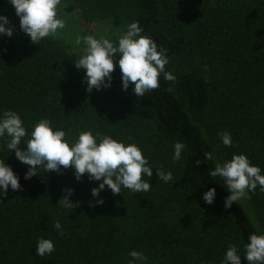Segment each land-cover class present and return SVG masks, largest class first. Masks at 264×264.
<instances>
[{"label": "trees", "instance_id": "1", "mask_svg": "<svg viewBox=\"0 0 264 264\" xmlns=\"http://www.w3.org/2000/svg\"><path fill=\"white\" fill-rule=\"evenodd\" d=\"M82 1L93 9L112 10L119 22L122 18L129 23L138 21L143 29L141 34L155 40L158 49H165L169 58L165 70L175 79L165 80L161 73L158 88L145 92L143 97H136L131 85L127 91L122 90L121 73L117 67L112 73L111 87L88 91L84 70L75 66L79 57L65 47L46 39L39 44L29 39L24 48L15 49L10 40L0 38V111L11 109L17 112L30 133L41 118L57 125L62 115L74 108L77 97L81 98L78 102L90 100L101 113L108 114L106 110L110 109V116L121 125V133L114 130L112 136L136 143L149 166L153 167L150 178L142 177L150 180L151 189L145 193H133L130 189L124 192L122 187L121 193L114 195L109 188H104L98 197H93L91 189L94 186L78 184L71 167L62 168L59 173H46L39 168L37 175L25 179L29 166L16 158L15 150L9 153L6 147L8 137L5 136L0 138V157L19 176L21 187L17 190L9 187L6 195L0 192V210L9 205L22 209L47 206L70 186L80 205L93 204L98 209L107 210L111 207L113 214V206L119 203L118 197L128 195L124 200L125 209L135 214L134 222L143 220L144 212L146 216L154 214L156 217L166 206L178 207L191 218L192 231L202 228L206 235L200 241L204 245L209 240L206 250L211 256L223 260L230 243L238 245L243 256L249 234L262 230L242 199L225 207V198L230 192L222 177L209 175V170L214 169L219 161L215 144L200 120L209 113L218 92L222 91V76L227 77L225 74L221 76L214 66L221 61L235 66L240 83L236 85L237 76L230 80L241 96L238 101L231 97V90L228 92L231 98L223 99L218 105L219 112H224L227 119L219 117L213 127H217L219 134L228 131L239 138L241 128L235 123L242 115L249 122L247 118L250 117L245 112L250 104H256L253 124L264 132V0ZM255 94L257 100H250ZM231 103L235 108L237 106V116L228 112ZM224 122H230V125L224 128ZM177 141L185 144L178 161L173 159V145ZM206 153L211 154V159L207 160ZM161 167L172 172V181L165 183L158 179L156 168ZM211 187L216 189V196L214 202L208 204L203 193ZM101 197L104 200L102 205L96 203ZM159 198L164 205L160 209L155 207ZM183 226L187 229L189 224ZM127 227L129 238V224ZM116 229L115 234H119L120 229ZM160 256L169 258L171 253L164 252ZM110 262L115 263V258H110ZM28 264H61V260L46 255ZM241 264L249 262L241 257Z\"/></svg>", "mask_w": 264, "mask_h": 264}, {"label": "rangeland", "instance_id": "2", "mask_svg": "<svg viewBox=\"0 0 264 264\" xmlns=\"http://www.w3.org/2000/svg\"><path fill=\"white\" fill-rule=\"evenodd\" d=\"M111 11L106 8L93 9L86 6L82 0H61L58 15L66 20V27L56 36L44 39L65 47L69 53L79 57L82 45L75 44L77 35H105L115 41L127 30V25L130 24L127 19L122 18L119 22ZM0 14L6 15L14 25L10 37L0 35V38L10 40L15 49L24 48L30 37L21 30L19 17L10 0H0ZM214 66L218 72H221L220 75L225 74L227 77L221 75L222 91L218 92L216 102L200 122L215 144L217 159L222 163L231 159L234 153H244L252 164L260 166L261 174H264V132L261 127L253 124L256 118V104H250L249 110L245 112L250 117L247 118L249 122H246V117L241 114L243 117L235 123L241 128L239 138H235L234 133L231 134L235 145L225 146L217 127H213L219 117L227 119L224 117V112L222 114L221 111L219 112L220 101L231 97L239 101L241 96L235 91L236 85L240 83V75L235 66L221 61L216 65L214 63ZM236 76L238 79L234 85L230 78ZM230 90L231 97L228 96ZM256 98L257 94L250 100L255 101ZM79 99L81 98H76L74 108L69 113H64L58 120L59 123L55 125L66 131L68 139H75L78 132L88 129L93 133L99 131L111 136L114 130L121 133V125L110 116V109L106 110L108 114L101 113L98 106L90 100L83 99L78 102ZM237 102L235 104L238 106ZM237 106L235 108L232 103L228 106V112L233 114V117L238 115ZM205 118H208L207 121ZM226 125H230V122H224V128ZM114 138L125 141L119 137ZM0 160L3 159L0 157ZM81 183L86 184L87 187H96L99 181L90 180L85 173L78 181V184ZM65 190L52 204L38 209H22L9 205L0 210V264H28L39 257L36 255V242L39 237L53 240L55 250L49 255L59 258L61 264H128L130 259L128 253L133 249L147 256L146 264H221L222 259L207 252L209 240L207 239L204 245L201 244L200 238L206 235L202 228L198 227L196 231H192L191 218L178 207L166 206L156 217H153L154 214L146 216L144 212L143 220L134 222L135 214L125 209L124 200L128 195L118 197L119 203L113 206L112 214L111 207L107 210L98 209L93 204L86 207L80 205L77 203L79 198L74 193L69 197L74 204L73 207L62 206L57 202L67 194ZM127 190L125 188L124 192ZM242 200L256 225L264 232V191H261L257 185L256 190L249 192L248 197ZM155 204L158 209L164 207L160 198ZM56 220L61 222L63 234L55 229ZM128 224L131 229L129 238ZM184 224H189L187 229L184 228ZM116 227L120 229L119 234H115ZM117 238H120L118 242H116ZM164 252L171 253V256L169 258L160 256ZM110 258H115L116 262H110Z\"/></svg>", "mask_w": 264, "mask_h": 264}, {"label": "clouds", "instance_id": "3", "mask_svg": "<svg viewBox=\"0 0 264 264\" xmlns=\"http://www.w3.org/2000/svg\"><path fill=\"white\" fill-rule=\"evenodd\" d=\"M10 3L19 17L21 30L30 37L32 43L39 44L46 37H54L66 27V20L58 15L61 0H10ZM13 31L14 25L9 18L0 14V35L10 37ZM142 32L139 22L133 21L115 41L105 35H77L75 44L82 45V48L75 66L84 70L88 91L111 87L112 73L117 67L121 73L122 90L127 91L131 85L136 97H143L145 92L158 88L161 73L165 80L175 79L171 72L165 70L169 62L165 49H158L156 41L142 35ZM219 135L225 146H231L232 139L228 131ZM5 136L8 137L6 147L9 153L15 150L16 158L29 166L24 174L25 179L37 175L39 168H43L46 173H59L62 168L71 167L77 180L87 173L90 180L99 181L98 186L91 189L93 197H98L105 186L114 195L121 193L122 187L133 193H145L151 189L150 180L142 177L150 178L153 167L149 166L141 148L134 142L127 143L99 131L93 133L91 129L78 132L75 139L70 140L63 128L56 127L47 118L39 119L29 133L21 116L11 109L0 111V138ZM173 147V159L178 161L185 144L177 141ZM205 156L207 160L211 159L210 153ZM156 169L158 179L165 183L173 180L170 170L165 171L162 167ZM261 173L260 166L252 164L244 153H234L231 159L217 162L214 169L209 170L211 177H222L227 185L230 194L225 198V207L247 198L257 185L264 191V174ZM9 187L12 190L19 189L20 178L3 159L0 160V192L6 195ZM65 191L67 194L57 203L71 208L74 204L69 197L73 190L69 188ZM215 196L214 187L203 193V199L208 204L214 202ZM96 203L102 205L103 198ZM54 227L63 234L59 220L54 222ZM54 250L53 240L44 237L37 239L36 255L43 257ZM128 255V264H146L148 259L135 249L129 251ZM241 257L246 258L249 264H264V232L249 234L243 256L238 245L230 243L221 264H241Z\"/></svg>", "mask_w": 264, "mask_h": 264}]
</instances>
